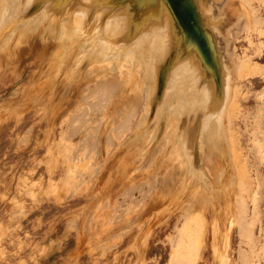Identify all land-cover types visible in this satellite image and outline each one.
<instances>
[{
	"label": "rangeland",
	"instance_id": "1",
	"mask_svg": "<svg viewBox=\"0 0 264 264\" xmlns=\"http://www.w3.org/2000/svg\"><path fill=\"white\" fill-rule=\"evenodd\" d=\"M25 1L0 0V264H171L200 213L193 264H264V37L232 23L228 52L263 73L236 82L228 147L207 130L221 117L213 77L195 85L174 74L149 101L154 69L128 63L129 0H42L46 8L13 20L34 0ZM252 4L264 23V0ZM236 178L246 193L234 192Z\"/></svg>",
	"mask_w": 264,
	"mask_h": 264
},
{
	"label": "bare ground",
	"instance_id": "2",
	"mask_svg": "<svg viewBox=\"0 0 264 264\" xmlns=\"http://www.w3.org/2000/svg\"><path fill=\"white\" fill-rule=\"evenodd\" d=\"M27 1H29V0H26L25 2H27ZM214 1L216 2V6H217V8L219 10V13H220L219 16H220V18L222 19L221 16H223V18L226 19L225 21L227 23H229L228 24L229 26L225 29V31H222V30H220L218 28L219 26L216 24V21H215V19L213 17V9L211 7V4H210L209 0H195V4H196V7H197V10L199 11L200 17L204 21V24H205L206 28L212 34L214 32L216 34L217 38H218V35H220L221 40L225 44V47H223V53H225L226 56L223 54L219 58L220 75L223 76V78H221V80H220V84L217 85V83L215 82L214 78H212L211 79V82L208 83L209 86L207 85L206 82H204V84L206 83V85L209 88L212 86V89H211L212 91L211 92H208V93H212L211 96H212L213 100H210L209 102L213 101L212 104H214V106H210V107H213V109H214V108H217L218 106H221L220 107V110H221L220 112L221 113L219 115L221 117L218 116L219 117L218 119H219L220 122H217L216 123L214 120H212L214 122H212L213 124L212 123L210 124V127L207 128V130H208V133H210V136L212 134V136H213L212 138H214V137L216 138V136L218 138L219 137L220 138L222 137L221 138V141L224 140V145H227L228 147H231L232 146V143L230 142L231 141L230 140V135H232V133L230 134V132H231L230 122H231L232 117H231L230 114L232 113L233 109L236 107L235 98H236L237 91H238V88H237V85H236L237 83L236 82L238 80H240V79L247 78V77H249L251 75H254V74H260V75H262V73H263V69L261 67H259L258 65L252 66V63H251L250 58H248V59L244 58L240 62H237V60L234 59V57L231 54V52H228V49L229 50L231 49V48H228L229 43H230V37L233 34V33H231V28L235 24L237 25V23L239 24V23L242 22V23H244V26L246 27V29H248L246 31L248 33H251L250 36H252V33L254 32L256 34V37L257 38L262 39V37H264V27L261 24H264V23H262L260 21L258 15H257V12L258 11L255 10L254 5L252 4V1H256V0H249V1H247V0H223L224 2H222V5H223L222 6V9H220L218 7V2L220 0H214ZM62 2L64 3V5L67 4L66 5V8H67V6L70 5V2L68 0H63ZM208 2H209V5H208ZM129 3H130V5L128 4V6L130 7V9H128V7H127V9L130 10V17L128 16V19L130 18V21L128 22L130 24L128 26L129 27V30H130V33H129V39H128L129 40V43H128L129 45H127L128 46L127 51H128V63L130 65V68L132 66V69H134L136 72H138V70L136 68H133V65L135 64L136 61L138 63H140L141 61L144 62V67L146 68V69L144 68L145 72H149L150 67H152V69H154L155 76H156L155 84H156L157 89H158V86H159V76H160V72H162L161 70H162L163 67H167L165 69L166 75H167L166 76L167 81L169 80V77L172 76V75H174V74H176L175 76H178V74H180V75H183V76L184 75H187L189 77H192V79H193L192 82H194L195 85H198L199 82H201L203 80V79L201 80V77L205 78L207 76L209 78V76L207 75V73L205 71V68L202 66V59L199 57L198 52L197 51H194V50H191L190 48L189 49H186V46L189 45V40H188L189 37L183 31V29L181 28L179 22L177 21V17L175 15V13L170 8V6L168 5V3H167L166 0H129ZM54 4H55V1H54ZM51 6H53V5H51ZM46 7L47 6L45 5V8ZM234 7H238V9L237 8H234ZM260 7H262V6L260 5ZM109 8H108V11H109ZM86 12H88L87 9H86ZM102 13H103V11H102ZM125 14L126 13H124L123 15H125ZM120 17L122 18V16H120ZM235 18H236L237 22L235 24H232L233 21L235 20ZM75 19H77V18H75ZM236 25L234 26L235 33L238 32V31H236V29L238 28V27L236 28ZM232 30H233V28H232ZM241 30H242V28H241ZM105 32H107V31H105ZM211 33H207V35H206L207 36V39L208 40L210 39V41H211ZM217 43H219V42H217ZM213 48H214V50H213V52H214L216 49H215L214 46H213ZM181 49H185V53L183 52L181 54H178L177 52L179 50H181ZM233 54H235L234 51H233ZM125 63H126V61H125ZM172 69H175V71L173 73L171 72ZM195 75H198V78H195ZM183 76H181V77H183ZM178 77L181 78L180 76H178ZM185 79L186 78H184L183 80H185ZM128 80H130V79H128ZM183 80H181V81H183ZM131 81L132 80H130L129 83H131ZM139 81H141V80H139ZM171 81H174V80L172 79ZM177 81H179V80H177ZM174 82L177 83L176 81H174ZM174 82H172L170 84H173V86H175V87L176 86H179V84L178 85H175ZM184 82H182V83H184ZM214 83H216V84L214 85ZM185 84H183V86ZM135 85H132L131 87L132 88H135V90H136V88H139V86L138 87H134ZM188 85H190V84L188 83ZM142 86L143 85H141V87ZM207 86H205V88ZM148 87L149 88L151 87V92L153 91V88H155V87H153L150 84H149ZM148 87H147V89H148ZM165 87H166V84H165ZM142 88H139V89H142ZM190 88H191V86L188 88V90H189L188 92H190V90L192 91V89H190ZM194 88H195V86H194ZM202 88H204V86ZM202 88L200 89V91L202 90ZM183 89H185V88H183ZM196 89H197V86H196ZM196 89H195V91H196ZM204 89L202 91H204ZM180 90H182V89H180ZM148 91H150V90H147V92ZM182 91H183L184 94H185V92H187L186 90L185 91L182 90ZM137 93H139V92H137ZM179 93H181V92H179ZM190 93H193V91L190 92ZM201 93H203V92H201ZM157 94H155V93L151 94L150 92H148L147 96L148 95L149 96H155L152 99H150V100L148 99V100L151 101V102H153L152 100L156 98V95ZM205 94H207V93H205ZM214 94H216L215 97H213ZM180 95H182V94H180ZM193 95H197V94L196 93L195 94H191L190 95L191 96L190 99L193 98ZM149 96L147 98H149ZM180 97H176V99L178 101H181L180 103H184V102H182V100H179ZM184 97H188V95H186ZM184 97L182 99H184ZM171 98H172V100H170V101L173 102V96ZM212 98L210 97V99H212ZM163 101H164V99H163ZM146 102H147V106L149 107L150 104H148V103H150V102H148V101H146ZM167 102L169 103V100ZM167 102L165 103V105L167 104ZM174 103L176 104L178 102L175 101ZM212 104L210 103V105H212ZM180 105L181 104H179V106ZM171 106L172 107H169V105H167L168 108H171V109L174 108L173 105H171ZM176 107H178V104H177ZM149 108H147V111L148 112L150 110ZM158 108H160V107L158 106ZM176 109H178V108H176ZM207 109L210 110V108H207ZM157 110L160 111L159 109H157ZM166 110H167V108H166ZM173 110L175 111V109H173ZM211 110H212V108H211ZM214 111L215 110H213L212 112L214 113ZM171 112H173V111L171 110L170 111V114H171ZM157 113L158 112H156V114ZM177 113H178V111H177ZM195 113H197V112H195ZM213 113H211L209 115V117H208V115H206V116L208 118L213 117L212 116V115H214ZM179 115L180 114H178V116ZM178 116H177V119H178ZM180 116H179V118H181ZM170 117H171V115H170ZM193 118H191V119H193ZM165 119L167 121L168 118H165ZM181 119H183V118H181ZM213 119H214V117H213ZM178 120H180V119H178ZM156 121H160V122L162 121L163 122V120H157V119H156ZM177 122H179V121H177ZM181 122H179V124H176L175 126H177V125L180 126V123ZM175 128H177V127H175ZM174 130L175 129L173 128L172 131H174ZM178 133L176 132V134H178ZM171 134H172V132H171ZM196 134H197V132H196ZM204 134H205V132H204ZM207 134L205 135V137L208 136ZM166 135H168V134H166ZM177 137H179V136H177ZM187 137H189V136L187 135ZM187 137H185V138H187ZM215 138H214V140L213 139H210V138L209 139L215 141ZM179 140H180V138H179ZM218 140H217V142L219 143ZM202 143H200V144L202 145ZM206 145L204 146V144H203V147H206ZM207 146L209 147V145H207ZM233 150H234V148H233ZM231 151H232V149H231ZM233 153H235V152L233 151ZM213 155H215V153ZM234 163H236V162L234 161ZM236 172L239 174V170L238 171L236 170ZM241 175L242 174H239L238 175V177L240 176L239 177L240 180H242L241 179V177H242ZM243 179H244V177H243ZM232 180H234V178L232 179V177H231V181ZM236 180H237V182H236ZM236 180H235L234 184L237 185V188H235V189H237V191H234V192H237L238 193V192H241L239 189L242 188V184L243 183L240 182L242 184H239V182H238L239 179L236 178ZM243 186H245V185H243ZM234 187H236V186H234ZM246 187H247V185L245 186V189H247ZM243 189H244V187H243ZM243 193H246V192H243ZM243 193H238V194L240 195V194H243ZM213 198H215V197H213ZM237 208H239V206ZM239 211H240V209H239ZM241 211H243V210L241 209ZM198 215L200 217L202 214L200 213ZM199 217H198V219H199ZM200 218L202 220L203 217H200ZM198 219H196L197 220L196 224H194V222H193V224H194L193 228L189 230V233L181 240V243L179 241L180 244H178V248L173 252V255H172V258H171V264H177V262H179L180 259H184V260L185 259L186 260L188 259L189 261L187 260L186 262L189 263V264L190 263L193 264L191 261H193V262L195 261V260H191V256L194 255V253H191V249H196V250L199 249L202 246V244L204 243V239H205L204 238V226L205 225L203 223L204 226H201V223H200V221ZM189 222H191V221H189ZM202 222H205V221H202ZM242 235H244V234H242ZM216 238H215V241H217ZM216 244H215V246H216ZM217 252H219V251H217ZM199 253H200V251H199ZM199 253H196V254H199ZM194 259H196V258H194ZM226 262H227V260H226Z\"/></svg>",
	"mask_w": 264,
	"mask_h": 264
},
{
	"label": "water",
	"instance_id": "3",
	"mask_svg": "<svg viewBox=\"0 0 264 264\" xmlns=\"http://www.w3.org/2000/svg\"><path fill=\"white\" fill-rule=\"evenodd\" d=\"M170 8L173 10L177 17V21L179 22L181 28L183 31L188 35L189 37V45L186 46V49H191L194 51H197L199 54V57L202 59V66L205 68V71L209 77H213L217 85L220 84V64H219V58L223 55L222 50L220 48V45L218 41V38L216 34L213 32V34L206 28L204 21L199 15V11L197 10L195 0H166ZM108 5H111L110 7L117 8L118 4H113L115 2L109 1L107 2ZM209 5V2H208ZM44 3L42 0H38L36 2H33L31 6L28 8H25V13L21 16L15 17L13 20H20L26 18V16L29 15L30 11L34 12L36 9L40 12L43 9ZM206 22V21H205ZM9 23V22H7ZM217 24V22H216ZM218 25V24H217ZM216 25V26H217ZM207 33H211V41L210 39H207ZM216 36V37H215ZM215 47V51L213 52ZM167 67L162 68V72H160L159 76V86L157 89V99L160 100L164 87H165V81H166V69ZM155 108V107H154ZM154 110V109H153ZM154 111H150V120L154 116ZM149 120V121H150ZM162 133V130H160V134ZM159 134V135H160ZM199 144V143H198ZM199 147L196 148V154H195V164L201 165V159H199Z\"/></svg>",
	"mask_w": 264,
	"mask_h": 264
}]
</instances>
